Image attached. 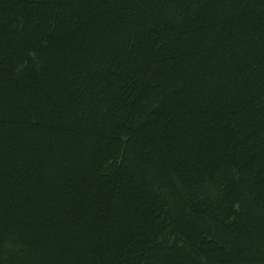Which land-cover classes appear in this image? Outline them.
<instances>
[{"label":"trees","instance_id":"1","mask_svg":"<svg viewBox=\"0 0 264 264\" xmlns=\"http://www.w3.org/2000/svg\"><path fill=\"white\" fill-rule=\"evenodd\" d=\"M0 264H264V0H0Z\"/></svg>","mask_w":264,"mask_h":264}]
</instances>
